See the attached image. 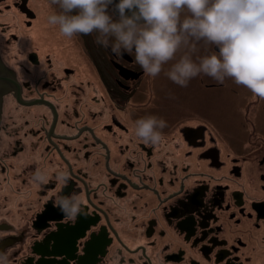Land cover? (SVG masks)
<instances>
[{"label": "flooded vegetation", "instance_id": "1", "mask_svg": "<svg viewBox=\"0 0 264 264\" xmlns=\"http://www.w3.org/2000/svg\"><path fill=\"white\" fill-rule=\"evenodd\" d=\"M54 10V0H0V57L13 80L0 186L13 175L22 196H37L20 226L0 218L10 264H264V98L227 94L231 78L200 74L183 87L165 75L182 55L198 61L216 45L191 38L153 78L134 51L115 54L96 32L69 38L49 26ZM19 40L13 62L6 52ZM215 89L222 105H200L216 102ZM149 115L167 121L161 143L134 135V121ZM38 168L45 183L33 180ZM61 192L82 194L83 214L65 216Z\"/></svg>", "mask_w": 264, "mask_h": 264}, {"label": "clouds", "instance_id": "2", "mask_svg": "<svg viewBox=\"0 0 264 264\" xmlns=\"http://www.w3.org/2000/svg\"><path fill=\"white\" fill-rule=\"evenodd\" d=\"M59 11L47 15L49 26H58L66 37L98 33L96 42L115 54L134 51L136 62L155 78L191 38L217 46V51L193 59L182 55L165 71L174 83L186 87L205 74L219 82L232 78L264 98V0H54ZM183 14V15H182ZM134 135L144 143L164 140L167 121L156 115L134 121ZM38 168L33 180L47 181ZM66 171L57 181L68 183ZM56 205L69 219L83 214L84 197L58 195ZM0 264H10L0 250Z\"/></svg>", "mask_w": 264, "mask_h": 264}, {"label": "bare ground", "instance_id": "3", "mask_svg": "<svg viewBox=\"0 0 264 264\" xmlns=\"http://www.w3.org/2000/svg\"><path fill=\"white\" fill-rule=\"evenodd\" d=\"M20 32V31H19ZM20 154L18 155V158H14V163L16 166H20ZM9 181V180H8ZM0 216L1 215H11L12 217H15L16 220L13 222L15 225L21 224L24 220H22L20 214H22L21 211H23V214H29V217L31 216L33 210L31 208L29 209L27 206L33 204H36L37 196L36 192L34 194H30V190L28 191V196H22L20 190V180L18 178H14V176H11L10 182L4 183L2 186H0ZM24 190V189H23ZM26 191V190H25ZM23 191V192H25ZM26 199V200H25ZM33 202L32 204L30 202ZM20 204L24 205V207L20 210ZM20 216V218H19ZM22 221V222H21ZM43 234V231H41V235ZM58 239H62V242L68 241L66 238L59 237ZM66 253V251L64 250Z\"/></svg>", "mask_w": 264, "mask_h": 264}, {"label": "rangeland", "instance_id": "4", "mask_svg": "<svg viewBox=\"0 0 264 264\" xmlns=\"http://www.w3.org/2000/svg\"><path fill=\"white\" fill-rule=\"evenodd\" d=\"M2 6V5H1ZM6 19V18H5ZM0 21H3V19H1ZM6 21L8 22V19H6ZM8 25H9V23H8ZM7 26V25H6ZM40 26V25H39ZM9 27V26H8ZM7 27V28H8ZM8 30L9 31H7L8 33L9 32H11V31H17L18 29L17 28H15V26H10L9 28H8ZM36 33V32H35ZM31 35H32V37H33V33L31 32ZM37 35V34H36ZM42 36V35H41ZM1 44V43H0ZM12 48H10V49H7V52H6V55L8 56V57H10V59L13 61H17L16 59H15V56L16 55H19L18 54V52H19V50H20V40L18 41V43H17V45H15V46H11ZM13 61V62H14ZM18 62V61H17ZM19 71H20V69H19ZM233 89H237L238 90V92H245V91H247V89L248 88H246L245 86H243V85H240V84H236L235 82H234V80L231 78L230 79V81H229V83H228V86H227V88H226V92H227V94H232V95H234L233 93ZM213 90H211V92H212ZM213 92H215V98H216V102L214 103V102H211V103H208V102H204V101H201L200 102V105H209V104H211V105H213V106H220V105H222V103H220V100L218 99V97H217V95H218V93H219V89H215ZM242 93H240V95H241ZM213 98V97H212ZM13 105H16L15 103L13 104ZM12 110H14L13 108L11 109V111ZM16 115H17V113H16ZM20 115V114H19ZM16 119H18L17 118V116L15 117ZM19 118H20V116H19ZM20 122V119L18 120V123ZM15 169V168H14ZM14 169L13 170H11V174H13V171H14ZM15 170H19V173H20V169L17 167ZM26 200V199H25ZM22 212V214H20V216L22 217V220H26V219H28L29 218V214H23V211H21ZM20 216H19V218H20ZM2 217H6L7 219H12L13 221H15L16 220V218L15 217H12L11 215H1L0 216V218H2ZM18 226H20V223H19V225ZM30 238H28V240H29Z\"/></svg>", "mask_w": 264, "mask_h": 264}, {"label": "water", "instance_id": "5", "mask_svg": "<svg viewBox=\"0 0 264 264\" xmlns=\"http://www.w3.org/2000/svg\"><path fill=\"white\" fill-rule=\"evenodd\" d=\"M3 61L0 57V122L2 117V107H3V95L10 90L11 83H13V80L6 74V69L3 68ZM58 231H65L62 230L63 226L61 224L56 225ZM81 230V224L80 222H76L75 226L73 227L74 232H77L76 230ZM62 232V233H63ZM51 238H46L45 242H51ZM59 244H63L65 242H62V239H58ZM59 247V246H58Z\"/></svg>", "mask_w": 264, "mask_h": 264}]
</instances>
